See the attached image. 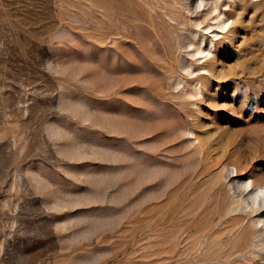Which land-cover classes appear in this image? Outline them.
<instances>
[{
	"label": "rangeland",
	"instance_id": "rangeland-1",
	"mask_svg": "<svg viewBox=\"0 0 264 264\" xmlns=\"http://www.w3.org/2000/svg\"><path fill=\"white\" fill-rule=\"evenodd\" d=\"M0 264H264V0H0Z\"/></svg>",
	"mask_w": 264,
	"mask_h": 264
}]
</instances>
